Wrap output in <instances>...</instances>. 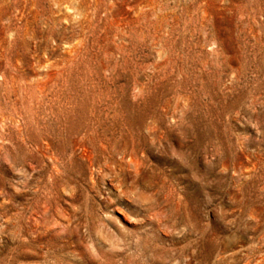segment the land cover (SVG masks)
<instances>
[{"label": "rangeland", "instance_id": "1", "mask_svg": "<svg viewBox=\"0 0 264 264\" xmlns=\"http://www.w3.org/2000/svg\"><path fill=\"white\" fill-rule=\"evenodd\" d=\"M0 264H264V0H0Z\"/></svg>", "mask_w": 264, "mask_h": 264}]
</instances>
